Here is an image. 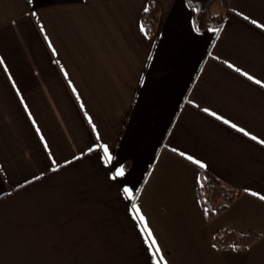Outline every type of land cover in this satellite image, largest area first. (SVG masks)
<instances>
[{
    "label": "crops",
    "instance_id": "obj_1",
    "mask_svg": "<svg viewBox=\"0 0 264 264\" xmlns=\"http://www.w3.org/2000/svg\"><path fill=\"white\" fill-rule=\"evenodd\" d=\"M226 1L197 31L187 0H0V264H155L148 232L164 264H264V0ZM203 170L239 191L213 220Z\"/></svg>",
    "mask_w": 264,
    "mask_h": 264
},
{
    "label": "trees",
    "instance_id": "obj_2",
    "mask_svg": "<svg viewBox=\"0 0 264 264\" xmlns=\"http://www.w3.org/2000/svg\"><path fill=\"white\" fill-rule=\"evenodd\" d=\"M194 10V23L197 31L208 28L219 30L223 26L222 14L210 12L211 3L215 0H187ZM227 6L226 0H220ZM160 7L155 2H150L142 14V24L148 35L154 36L159 24ZM198 193L205 209L207 219L213 220L224 213L229 205L236 199L239 191L227 187L220 180L207 171L201 172ZM261 235L254 231L237 232L228 227L219 229L212 238L213 245L219 250H247L257 242Z\"/></svg>",
    "mask_w": 264,
    "mask_h": 264
},
{
    "label": "snow or ice",
    "instance_id": "obj_3",
    "mask_svg": "<svg viewBox=\"0 0 264 264\" xmlns=\"http://www.w3.org/2000/svg\"><path fill=\"white\" fill-rule=\"evenodd\" d=\"M0 63H2V61H0ZM247 75V74H245ZM248 79H253L251 76L248 77ZM257 84H260V81H256ZM207 111V110H205ZM211 115L215 116V113H210ZM217 119H221L220 117H217ZM224 123L228 124V121H224ZM231 127L236 128V125L232 124ZM238 131L242 132L244 135H248L247 132L244 131V129H237ZM253 140L256 139V137H252ZM264 143V142H262ZM104 155L107 157L108 160H111V155L109 154V150L108 148L105 146L104 149ZM189 159H191V157H189ZM195 163H199L198 161H195ZM200 167H205V165L200 164ZM117 176H123L124 175V171L121 169L119 172L116 173ZM125 191L128 193V195L131 197L132 196V192L129 189H125ZM261 199H264V197H261ZM136 215L137 217H139L141 219V221L143 220L142 217L139 216V209H136ZM145 231H147L146 227H145ZM147 236L149 238V240L151 241L150 243V247L153 249L152 251V256L155 259V264H164L163 262V257L159 256L160 253V249L159 247L156 246V241L154 239L151 238V233L148 232Z\"/></svg>",
    "mask_w": 264,
    "mask_h": 264
},
{
    "label": "rangeland",
    "instance_id": "obj_4",
    "mask_svg": "<svg viewBox=\"0 0 264 264\" xmlns=\"http://www.w3.org/2000/svg\"><path fill=\"white\" fill-rule=\"evenodd\" d=\"M220 7V2L219 0H215L214 2L211 3V6H210V12L213 14H216L217 12L216 9Z\"/></svg>",
    "mask_w": 264,
    "mask_h": 264
}]
</instances>
